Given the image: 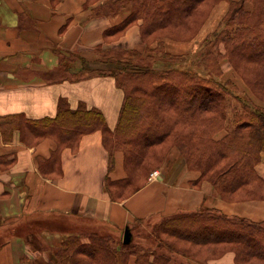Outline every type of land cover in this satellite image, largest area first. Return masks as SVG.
<instances>
[{"label": "crops", "instance_id": "crops-1", "mask_svg": "<svg viewBox=\"0 0 264 264\" xmlns=\"http://www.w3.org/2000/svg\"><path fill=\"white\" fill-rule=\"evenodd\" d=\"M113 1L0 0V264H56L49 247L65 240L67 227L83 223L120 233L134 217L158 219L200 207L264 221V202H225L213 197L211 185L188 184L192 174L168 188L157 180L125 200L111 199L106 178L127 175L123 153L109 156L100 129L73 145L32 132L30 143L22 141L21 116L53 117L61 99L73 110L81 103L99 109L115 128L124 91L114 77L95 70L112 68L115 51L144 52L146 43L141 18L110 32L130 12L129 0H121L119 10L110 13ZM228 7L227 0L218 2L200 35L215 29ZM168 42L169 50L180 51ZM84 69L83 77L72 79ZM255 170L264 179V151Z\"/></svg>", "mask_w": 264, "mask_h": 264}, {"label": "trees", "instance_id": "trees-1", "mask_svg": "<svg viewBox=\"0 0 264 264\" xmlns=\"http://www.w3.org/2000/svg\"><path fill=\"white\" fill-rule=\"evenodd\" d=\"M203 1L129 0L128 16L110 32H120L141 18L140 34L146 49L144 52L117 50L112 56L115 64L112 68L95 70L97 74L114 77L117 86L124 91L113 130L107 126L99 109L87 108L81 103L73 110L66 100L61 99L53 117L29 119L21 116L22 141L30 143L32 138L28 135L32 132L37 136H53L60 144L73 145L82 134L100 129L109 156L118 150L111 141L114 139L127 146V156L137 161L143 157L147 147L162 141L178 124L207 125L206 132L209 129L213 131L214 127L223 128L226 134L221 139L208 135L209 154L202 144L198 143L197 148L192 147L195 162L192 164L210 167L223 161L222 166L213 173V187L221 197L240 191L255 192L257 185H264V179L255 170L264 151V106L239 94L231 81L221 79L220 70L217 74L206 65L213 57L227 55L231 60L235 54L255 59L260 63V70L264 71V0H227L229 9L222 19L225 27L217 28L210 35L215 42L225 44L224 54L202 47L189 63L184 55L169 54L161 49L160 43L156 47L147 46L146 37L155 30L184 27L189 15ZM111 3L109 12L114 14L123 5L121 0ZM168 57L172 61L169 67H153L155 61L167 60ZM136 61L143 63L131 65ZM198 65L203 67L193 68ZM129 66L131 68L127 69ZM84 72L85 69L81 75L71 77L81 78ZM203 113L207 114L204 116ZM16 117L13 116V119ZM191 135L193 138L196 135L197 140L204 138L202 130H192ZM252 182L258 184L253 185ZM128 183L127 176L115 181L107 177L105 187L111 199L116 200L121 197L114 195L115 186L120 185L123 190ZM77 226L81 231H77V234L68 232L60 245L49 247L56 264H126L125 254L136 255L133 264H170L169 258L173 254L177 257L186 255L182 249L159 238L154 239L156 247L168 251L169 255L156 249L139 248L131 242L123 244L119 235L106 225L89 223ZM154 229L199 245L231 243L239 257L248 256L264 261V221L255 222L201 207L165 215L155 223ZM82 237H86V240L83 241ZM175 262L171 263L182 264Z\"/></svg>", "mask_w": 264, "mask_h": 264}, {"label": "rangeland", "instance_id": "rangeland-1", "mask_svg": "<svg viewBox=\"0 0 264 264\" xmlns=\"http://www.w3.org/2000/svg\"><path fill=\"white\" fill-rule=\"evenodd\" d=\"M220 1L221 0H204L196 9L192 11L191 15H189L188 21H185L184 23V27L181 26L178 28V26H176L177 28H163L155 30L152 34L146 37L148 40L147 46H151V43L157 42L155 43L156 47L160 43L162 45L161 49L169 54L184 55L185 61L189 63H192L194 55L202 47L224 54L225 44L222 42H215V40L211 39L212 36L210 35L217 28L220 29L221 27H225V25L222 24V19L228 11L218 21L215 29L205 35H200L201 30L205 26V22L211 15L213 7ZM246 4L252 5L251 2H246ZM168 41H171L170 44L173 46H179L180 51L169 50ZM168 58L169 59L167 60L164 59L155 61L153 67L155 69H164L169 67L172 64V61L170 57ZM228 58L229 57L227 55H222L219 58L213 57L207 62L206 66L213 69L217 74H219L218 71L220 70L221 79L231 81L239 90V94H244L257 105L264 106V71L260 70V63L255 61V59H247L235 54H233L231 60ZM133 63L135 65H142L143 62H132L131 65H133ZM201 67L203 66H193L194 69ZM225 67L229 68L228 72L224 71ZM128 68L130 69L131 67L129 66L127 69ZM206 114L207 113H203L204 116ZM195 129L197 131L202 130L204 138L200 140L203 141L197 140L198 137H196V135L194 138L192 137L191 131ZM207 129V125L198 126L178 124L174 127L173 132L170 135H167L162 141L147 147L148 149L144 150L145 153L143 154V157L137 161H133L129 155L127 156V146L125 147L116 140L111 139V141L116 144V147L114 148L123 153V160L125 161L123 163L124 169L127 177H129L128 186L124 185L123 190L120 188V185L115 186V189L113 190L114 195L121 197L120 199H116V201H122L126 198L132 197L135 193L145 188L147 185L156 183L157 180L161 186L168 188L172 183L179 182L186 174H192V177L187 178L188 184L195 188H200L202 184L205 183L211 185L213 188V197H218L225 202H264V185H257L258 183L254 182H252L254 183L253 185H257V187L253 193L240 191L235 194H225V197H221L213 187V173L217 170V168L222 166L223 163L221 162L223 161H219L218 164H213L214 166L211 165L210 167H207L206 165L202 166L199 164L197 166L192 164L195 163L192 156V147L197 148L198 143L202 144V147L205 149L207 154H209L210 142L207 139L208 135L213 137V139L218 140L223 138L226 134V130L223 128L217 129L214 127L213 131H210L209 129V131L206 132ZM154 171H157V173L151 175ZM173 212L175 213L177 211L175 210ZM160 219L161 217H158L157 219L155 216L145 219L134 217L132 222L127 225L131 231L130 242L134 243V245L139 248L163 251L165 252L164 255H169V252L156 247L154 243L155 238L162 239L167 243L169 242L173 246L182 249L186 255L177 257L176 254H173L169 258L170 264H172L171 262L173 261H176L175 263L179 262L182 264H185L186 262L187 264H264V261L262 262L254 257H239V255H237L238 252H235V248L231 243L219 242L217 244L199 245L191 243L183 238L169 235L161 230L156 231L154 229V225ZM66 231L67 233L73 231L74 234H77V231L81 230L77 225H74L72 227H67ZM116 235H119L118 238L122 242L123 232L121 231L120 233H116ZM82 239L85 241L86 237H82ZM125 256L126 264L134 263L136 257L135 254H125Z\"/></svg>", "mask_w": 264, "mask_h": 264}, {"label": "water", "instance_id": "water-1", "mask_svg": "<svg viewBox=\"0 0 264 264\" xmlns=\"http://www.w3.org/2000/svg\"><path fill=\"white\" fill-rule=\"evenodd\" d=\"M130 240H131V231H130V228L126 226L123 230L122 242L124 244H127L130 242Z\"/></svg>", "mask_w": 264, "mask_h": 264}, {"label": "built area", "instance_id": "built-area-1", "mask_svg": "<svg viewBox=\"0 0 264 264\" xmlns=\"http://www.w3.org/2000/svg\"><path fill=\"white\" fill-rule=\"evenodd\" d=\"M157 173V171H154V172H152V174L151 175H154V174H156Z\"/></svg>", "mask_w": 264, "mask_h": 264}]
</instances>
